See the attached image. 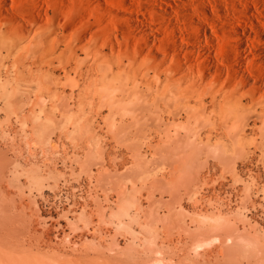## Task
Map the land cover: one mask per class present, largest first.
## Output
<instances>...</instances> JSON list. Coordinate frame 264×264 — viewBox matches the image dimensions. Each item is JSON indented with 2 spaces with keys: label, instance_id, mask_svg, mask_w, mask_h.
Instances as JSON below:
<instances>
[{
  "label": "rangeland",
  "instance_id": "374dc122",
  "mask_svg": "<svg viewBox=\"0 0 264 264\" xmlns=\"http://www.w3.org/2000/svg\"><path fill=\"white\" fill-rule=\"evenodd\" d=\"M35 1L21 9L39 23L0 13V263L264 264L246 210L264 217V96L247 91L262 84L157 74L138 36L113 31L130 46L112 54L104 28L82 30L101 13L87 0L64 7L84 23ZM65 179L74 205L45 210ZM207 216L231 223L213 232Z\"/></svg>",
  "mask_w": 264,
  "mask_h": 264
},
{
  "label": "bare ground",
  "instance_id": "6f19581e",
  "mask_svg": "<svg viewBox=\"0 0 264 264\" xmlns=\"http://www.w3.org/2000/svg\"><path fill=\"white\" fill-rule=\"evenodd\" d=\"M10 1L0 0V13L4 16L5 13L9 14L8 12L10 11L9 16L11 15L16 20L15 23L19 26L17 27L19 29L23 25L20 19L17 20V17L25 15L21 8L26 2L24 0ZM36 1H42L47 8L53 7L59 18L62 15L66 18V21L76 19L81 21V23H84L83 21L86 17L83 15H86L88 7L97 6L101 13L95 17V25L91 26L86 22L82 30L98 33L97 31L100 28H104L103 31L107 33L103 38L101 37V45L102 47H107L112 54L116 49L122 48V44L125 50L130 46L128 39L123 38L124 40L122 41L117 39L114 41L112 39L113 31H119L123 35L138 36L140 41L138 45H140L141 51L146 53V56L143 57L150 58V62L155 66L157 74L164 73L166 77L172 75L181 78H184V76L194 78L197 73L200 75L208 72L211 75V79L220 80L219 77H221V80L232 82V84L234 81H238V83L249 84L252 87V84L257 82L262 84L260 86H263V90L259 86L260 90L257 89V92L253 90V92L247 90L246 86L245 90L249 93V99L254 98L257 94H260L258 96H264V0H84L88 2L87 5L85 4L86 6L84 5L87 10L85 9V11L83 8L86 13L83 10H79V8H68L71 4L64 8L68 2L74 5L73 0ZM53 3H56V5H53ZM76 4L79 3L76 2ZM56 6H62L64 10L62 8V10H55ZM79 6L77 5L76 7ZM26 7L24 6L23 9ZM28 7L30 8V6ZM91 10H88V13ZM92 11L89 14L87 13L88 16L92 15ZM38 12L27 16L29 19L27 21L35 22V24L39 23L37 18L41 20L43 14H40V11ZM26 19L24 20L25 22ZM231 39L233 42H231ZM115 42L118 45L117 47H115ZM84 45L81 47L84 48ZM167 60L169 63H167ZM204 77L207 80V75ZM245 94L247 95V93ZM255 102L254 104L257 103ZM235 141L230 152H221L227 158L226 162L229 160L231 165L232 160L234 163V160L243 151L241 142ZM202 218L201 222L209 227L208 230L210 229L213 232L223 231L231 223L220 216ZM212 240L218 241L220 238L219 236H214Z\"/></svg>",
  "mask_w": 264,
  "mask_h": 264
},
{
  "label": "built area",
  "instance_id": "2783aa9c",
  "mask_svg": "<svg viewBox=\"0 0 264 264\" xmlns=\"http://www.w3.org/2000/svg\"><path fill=\"white\" fill-rule=\"evenodd\" d=\"M251 169L250 166L241 167V170ZM69 181L67 179L61 180L59 185L57 186V190L47 189L40 202L42 203L43 207L47 211H59L63 209H69L74 205V201H71L70 198L66 195L67 192V183ZM247 214L251 215L255 213L258 221H261L264 224V217L260 212H254V209L246 208Z\"/></svg>",
  "mask_w": 264,
  "mask_h": 264
}]
</instances>
